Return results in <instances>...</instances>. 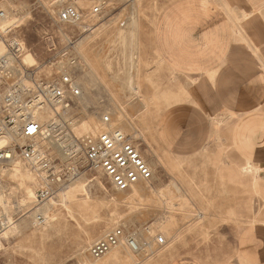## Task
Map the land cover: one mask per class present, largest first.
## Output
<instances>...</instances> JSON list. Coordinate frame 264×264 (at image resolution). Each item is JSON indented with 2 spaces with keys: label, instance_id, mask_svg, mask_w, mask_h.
<instances>
[{
  "label": "rangeland",
  "instance_id": "rangeland-1",
  "mask_svg": "<svg viewBox=\"0 0 264 264\" xmlns=\"http://www.w3.org/2000/svg\"><path fill=\"white\" fill-rule=\"evenodd\" d=\"M100 1L104 10L95 15L92 8ZM177 1L0 0V11L12 10L9 22L0 20L1 26H12L6 31L0 29V39L17 36L23 40L27 49L21 60L40 67L47 76L55 71L52 64L58 50L67 42H74V52L80 59L79 74L91 104L85 108L83 101H79L78 107L68 114L74 117L75 121L71 119L75 125L71 127H76L78 137L97 126L102 128V116L111 114L114 126L133 137L153 169L149 183L133 191L119 192L108 177L86 168L82 178L55 196L47 224L31 220L28 225L22 224L20 231L10 227L7 235L3 234L0 264H169L183 256L212 264L234 256L238 232L259 219L256 212L264 204V189L256 179V172L242 173L238 181L227 177L230 169L240 168L246 160L237 155L228 139L227 128L233 119L230 111L215 109L222 105L221 101L204 103L214 114L201 113L210 123L211 131L199 150L179 155L166 149L157 136L161 113L170 105L190 98L187 89L197 78L171 69L155 49L157 19ZM72 3L81 12L82 21L74 25L58 24V11ZM195 3L186 0L185 5L191 7ZM255 14L256 28L260 31V27L264 28V0H256ZM131 17L136 18L134 50L127 44L121 47L117 35L127 27ZM131 59L133 66H129ZM206 72L215 78L212 70ZM130 73L134 89L123 84ZM242 78L240 74L239 99L246 102L248 94L243 93ZM252 90L250 93L257 99L264 96L259 69L255 70ZM82 121L88 124L86 130L79 126ZM216 121L220 125L214 132ZM67 131L56 128L49 139L56 138L64 146L61 141L66 140ZM48 140L45 148L53 151L58 162H66ZM17 160L16 171L0 168L1 181L8 189L7 209L15 224L42 206H36L34 197L19 206L27 187L37 192L39 181L29 173L28 165ZM117 226H123L127 233H140L150 227L155 240L141 255L133 256L135 253L120 247L102 259L92 257L90 244ZM159 234L167 239L163 245L156 242Z\"/></svg>",
  "mask_w": 264,
  "mask_h": 264
},
{
  "label": "crops",
  "instance_id": "crops-1",
  "mask_svg": "<svg viewBox=\"0 0 264 264\" xmlns=\"http://www.w3.org/2000/svg\"><path fill=\"white\" fill-rule=\"evenodd\" d=\"M195 2L191 7L185 5L186 0L172 3L160 14L154 28L155 49L164 62L178 73L197 77L187 89L190 98L161 113L157 136L166 149L179 155L199 150L211 131L201 113L214 114L204 103L221 101L215 109L230 111L233 119L227 128L228 139L237 155L246 160L240 168L230 169L227 177L238 181L242 173L255 171L264 189V96L257 99L250 93L255 70H260L264 83V28H256V0ZM207 70L214 72V79ZM240 74L243 93L248 94L246 102L239 99ZM219 122H215L214 132ZM256 213L259 219L238 232L234 256L212 264H264V204ZM169 264L206 263L183 256Z\"/></svg>",
  "mask_w": 264,
  "mask_h": 264
},
{
  "label": "built area",
  "instance_id": "built-area-1",
  "mask_svg": "<svg viewBox=\"0 0 264 264\" xmlns=\"http://www.w3.org/2000/svg\"><path fill=\"white\" fill-rule=\"evenodd\" d=\"M103 10L102 1L92 8L95 15ZM2 16L3 10L0 11ZM81 20V12L72 4L63 6L57 13L60 25H74ZM4 42L5 51L0 54V165L18 158L36 173L42 181L34 197L37 207L55 197L62 186L79 178L86 168L108 177L117 191H125L141 180L151 179L152 171L138 145L129 135L112 126V117L108 113L102 116V128L77 138L79 148L69 151L66 162H58L50 148H40L35 142L38 136H48L49 128L62 127V115H68L78 107L83 95L75 44L67 42L58 50L52 64L55 71L47 76L40 67L22 62L27 49L23 40L11 37ZM51 48H56L54 43ZM47 107L53 118L44 128L38 116ZM14 131L18 139L24 138L27 142L21 144L9 140L8 135ZM37 221L44 223L45 215L38 214ZM123 241L132 250L139 249L133 232L127 233L123 226H117L93 241L88 250L92 257L100 258ZM156 242L163 245L167 239L159 234Z\"/></svg>",
  "mask_w": 264,
  "mask_h": 264
},
{
  "label": "bare ground",
  "instance_id": "bare-ground-1",
  "mask_svg": "<svg viewBox=\"0 0 264 264\" xmlns=\"http://www.w3.org/2000/svg\"><path fill=\"white\" fill-rule=\"evenodd\" d=\"M72 5H74L72 3ZM6 12L4 11V16L0 17V20L3 21V23H7L9 22L10 20V17H11V12L12 10L10 11L8 8H6ZM82 21V20H81ZM80 21V22H81ZM78 22V23H80ZM77 23V24H78ZM136 18L135 17H131V19L129 20V23L127 25V27H125L124 29L120 30L119 33L117 34L118 35V40H119V43H121V47H123V45H126L127 46H130V48H132V50H134L135 48V45H136V32L135 29H136ZM104 24H101L100 26H103ZM89 28H92L93 29V25L90 26V24H88ZM9 27H12L10 25H5V26H1L0 25V29H3L4 31H6L7 28ZM11 37H16L18 38L17 36H11ZM9 37V38H11ZM8 39V38H6ZM5 40V39H4ZM4 40H1L0 39V54L3 53L5 51V42ZM80 44H81V41H80ZM122 49V48H121ZM127 49V47H126ZM127 52V51H125ZM128 53V52H127ZM132 55V54H131ZM125 57V56H124ZM135 60V59H134ZM24 64L30 66V64L28 63V61L24 60L23 58V61H22ZM129 63V61H128ZM134 62H133V59H131V62H130V65L129 66H133ZM125 65H126V62H125ZM112 67V66H111ZM129 70V69H128ZM130 72V71H129ZM115 76V75H114ZM117 77V76H116ZM121 81V80H120ZM123 84H125V86H127L129 89H134V80H133V76L132 74L130 73V75L128 76L127 79H123ZM83 86V95L80 97V101H83L82 103H84L83 105L85 106V108H87L88 106H90V101L88 99V97L86 96L87 94L85 93V86L82 84ZM88 89V88H87ZM80 104V103H79ZM111 115V114H110ZM112 117V116H111ZM53 118V114L51 112V109L49 107H47L43 112L39 113V116H38V119L40 120V122L42 123L43 127L45 128L46 126H49V121ZM74 118L73 116H69V115H62L61 117V125L63 124L62 127H59V128H64L66 129L67 128V137H66V140L64 141H61L63 143H65V145L63 146V144H61L59 142V140H57L56 138H51L49 139L52 135V132L53 130L55 129H52V128H49V131H50V134L48 136H45V135H39L38 138L35 140L36 144L44 149L45 146H44V143L45 141H47L48 139V144L50 146H52L55 150H57V152L64 158V159H67L69 158V154H70V150L71 149H77L79 148V145L77 143V138H79L78 134L76 133V127L75 126H72L71 125H75L74 121H72V119ZM113 121V119H112ZM66 126V128H65ZM81 128H83L84 130L87 129V126L88 124L84 121H82V123L79 125ZM112 126H114L113 122H112ZM100 127V126H99ZM97 126V128L94 130H91L92 132H95L96 130H99V128ZM117 127V126H116ZM118 129H120L121 131H123L125 134L128 135V132H126L123 128L121 127H118ZM90 132V131H88ZM17 133L14 131L12 133H10L8 135V139L9 140H17L18 142H20L21 144L22 143H25L27 142L26 139L22 138V139H18L17 137ZM132 137V136H131ZM133 138V137H132ZM131 138V139H132ZM60 139V138H59ZM134 142L135 140L132 139ZM135 144H137L135 142ZM48 145V146H49ZM139 147V146H138ZM53 152V151H52ZM18 158H14L12 159L11 161H8L7 163L3 164L6 166V168H4L5 166L3 165H0V168L2 169H5L7 172H12V171H16L17 170V163H18ZM147 162V160H146ZM147 164L149 165V163L147 162ZM151 171H152V175H153V169L151 168V166L149 165ZM29 173L30 174H33L35 175V177H37V180L39 181V188L42 186V181L41 179L36 175V173L31 169L29 168ZM2 173L0 174V206L2 205L3 206V209H1L0 207V240H1V237L3 236V234L11 227L12 229L14 230H21L20 227L22 226V224H29V221H37V215L38 214H43L45 215L46 217V221L44 223H40L39 221H37V223L39 225H45L49 222V216H50V212H51V208L52 207V203H53V200L55 197L53 198H50L49 200H47L46 202H44L43 204H41L42 206L38 208V210L36 212H34L32 215L28 216L27 218H24V220L22 219L19 223V224H15V222L13 221V214L9 213L8 209H7V194H8V189L6 188L5 184L1 181L2 177H1ZM80 178H82V176H80L79 178L71 181L70 183H68L67 185H64L60 188V191L57 193H61L62 191H64L66 188L69 187L70 184H73L75 181L79 180ZM85 178V177H84ZM152 178V177H151ZM28 179V178H27ZM87 179V178H86ZM151 179L149 180H141L139 181L138 183L134 184L130 189H127L125 191H119V192H129V191H133L134 189H136L137 186L143 184V183H149ZM36 182V181H35ZM8 186V185H7ZM89 191V190H88ZM56 194V195H57ZM36 195V191L33 189V188H30V187H27V190L25 192V195H24V198L22 199H19L18 201V204L19 206L23 207V205H26L27 203L26 202H29L32 200L33 197H35ZM15 198V197H14ZM16 200V199H15ZM16 205V204H15ZM24 227V225H23ZM127 229V228H126ZM13 230V231H14ZM144 231H140V233H137V232H134L133 235H135V238L138 242V246H139V249L137 251H134L132 250L126 242H120L119 244L113 246L105 255H103L102 257L100 258H96V259H102L104 258L106 255H108L112 250L116 249V248H120V247H124V248H127L130 253H135V254H132L133 256H136V255H141L144 253V251L146 250L145 248H147L151 243H153V241L155 239L152 238L151 236V233H152V230L150 227H146L143 229ZM144 234H145V237H144ZM5 235H7V232L5 233ZM148 235V236H147ZM157 238V236H156ZM146 242H144L145 240Z\"/></svg>",
  "mask_w": 264,
  "mask_h": 264
}]
</instances>
